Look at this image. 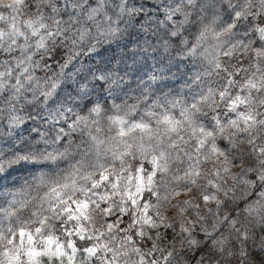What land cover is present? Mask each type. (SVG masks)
I'll return each instance as SVG.
<instances>
[{"label":"clouds","instance_id":"clouds-1","mask_svg":"<svg viewBox=\"0 0 264 264\" xmlns=\"http://www.w3.org/2000/svg\"><path fill=\"white\" fill-rule=\"evenodd\" d=\"M0 264H264V0H0Z\"/></svg>","mask_w":264,"mask_h":264}]
</instances>
